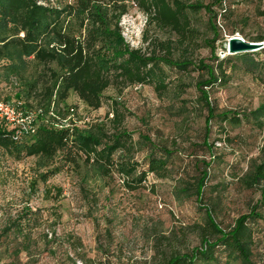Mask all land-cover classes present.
<instances>
[{"label":"rangeland","instance_id":"obj_1","mask_svg":"<svg viewBox=\"0 0 264 264\" xmlns=\"http://www.w3.org/2000/svg\"><path fill=\"white\" fill-rule=\"evenodd\" d=\"M182 1L210 3L219 12L213 0ZM223 5L229 10L226 21L217 15L213 22L203 9L187 11L182 38L155 23L146 28L145 14L128 2L118 22L124 42L148 54L153 41L156 53L164 54L159 43L168 40L171 56L190 62L186 71L162 66L166 87L157 91L153 84L110 86L96 109L71 93L59 105L58 116H66L73 107L71 127L86 129L97 124L111 132V107L116 106L123 117L121 127L130 132L133 143L117 153L136 162V170L146 168L143 157L147 148L141 137L145 135L153 144L172 151L168 169L162 176L147 172L139 187L127 190L116 172L103 175L82 157L74 163L56 160L38 167L32 156L15 160L0 152V231L10 227L0 233V264H162L169 253L188 251L202 236H209L200 206H207L215 222L227 228L236 216L255 205L261 218L251 225L252 259L264 264V207L258 203L259 190L243 182L264 147V124L259 129L245 122L230 126L211 119L209 149L202 144L206 112L196 85L207 75L200 65L217 71L211 46L214 56L227 55L229 36L247 41L264 36V0H224ZM263 56L258 54V58ZM225 72L224 81L203 86L216 111L252 109L264 103V84L238 68ZM21 86L12 75L0 77V98L23 101L24 97L16 96L18 91L22 94ZM27 102L33 104L31 99ZM43 116L48 119V112ZM209 159L201 200L197 201L195 179L204 168L202 161ZM54 165H58L57 172L45 180L39 178L37 174ZM25 208L32 213L21 214Z\"/></svg>","mask_w":264,"mask_h":264},{"label":"trees","instance_id":"obj_2","mask_svg":"<svg viewBox=\"0 0 264 264\" xmlns=\"http://www.w3.org/2000/svg\"><path fill=\"white\" fill-rule=\"evenodd\" d=\"M224 0H213L219 6L214 12L209 3H188L182 0H0V77L12 75L22 86L16 96L22 98L25 107L39 108L41 119L51 108L60 114L61 106L69 94L73 93L87 107L96 109L102 104L103 91L110 86L126 84H153L154 89L165 88L162 66L177 72L186 71L189 61L173 58L170 42L159 43L164 54H157L158 47L152 46L148 54L138 48H131L124 42L119 28V19L126 12L128 2L135 4L146 17V28L157 24L184 37L187 30V11L203 9L215 22L218 15L222 21L229 10ZM52 2V3H51ZM143 39H146L145 31ZM217 36V33L214 34ZM255 41H264L257 35ZM50 44H52L50 46ZM213 66L201 64L207 78L197 82L199 100L205 108L202 144L208 150L207 136L211 119L230 126L242 122L261 129L264 124V103L252 109L215 110L207 90L203 86L224 81L226 68H236L250 74L264 84V45L254 51L227 54L221 58L214 56L211 46ZM228 63L222 66L223 63ZM27 67H32L26 72ZM32 100L33 104L27 102ZM111 132L103 126L93 124L92 128H57L41 123L33 134L20 140L0 130V152L12 159L35 158L38 167L52 165L55 161L74 163L82 157L98 167L103 174L116 172L122 185L133 190L141 185L147 172L162 176L167 171V163L172 151L153 144L141 135L147 151L143 157L146 168L136 170V162H130L117 152L130 149V132L121 127L122 114L116 106L111 107ZM116 152V158L113 154ZM213 158V154L210 156ZM210 158V159H211ZM202 161L204 168L195 179V195L201 200L207 167L211 160ZM59 170L58 165L37 174L45 180L49 174ZM243 182L248 187L259 190V204L264 207V147L258 161L244 174ZM257 206L241 213L227 228L215 222L210 209L204 211L206 229L209 236H202L199 243L185 252H172L163 258L162 264H255L252 259L254 221L261 218ZM22 213L32 212L25 208ZM10 227L1 228L0 233Z\"/></svg>","mask_w":264,"mask_h":264},{"label":"built area","instance_id":"obj_3","mask_svg":"<svg viewBox=\"0 0 264 264\" xmlns=\"http://www.w3.org/2000/svg\"><path fill=\"white\" fill-rule=\"evenodd\" d=\"M40 109H31L24 106L21 99L7 102L0 98V130L11 134L15 140L33 134L39 124L44 123L52 127H71L74 108L68 109L66 116L59 117L54 110H48V119H40Z\"/></svg>","mask_w":264,"mask_h":264},{"label":"water","instance_id":"obj_4","mask_svg":"<svg viewBox=\"0 0 264 264\" xmlns=\"http://www.w3.org/2000/svg\"><path fill=\"white\" fill-rule=\"evenodd\" d=\"M264 45L262 41H247L243 38L233 35L226 40V54H234L237 52L254 51Z\"/></svg>","mask_w":264,"mask_h":264}]
</instances>
